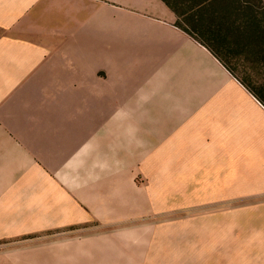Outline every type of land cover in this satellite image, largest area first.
<instances>
[{
  "label": "crops",
  "instance_id": "obj_1",
  "mask_svg": "<svg viewBox=\"0 0 264 264\" xmlns=\"http://www.w3.org/2000/svg\"><path fill=\"white\" fill-rule=\"evenodd\" d=\"M174 17L160 0H0V238L122 223L125 192L139 191L125 149L154 155L172 130L155 105L163 74L140 84L124 61L169 60L173 42L213 57Z\"/></svg>",
  "mask_w": 264,
  "mask_h": 264
},
{
  "label": "rangeland",
  "instance_id": "obj_2",
  "mask_svg": "<svg viewBox=\"0 0 264 264\" xmlns=\"http://www.w3.org/2000/svg\"><path fill=\"white\" fill-rule=\"evenodd\" d=\"M195 1L170 0L180 14ZM239 1L264 33V0ZM173 15V27L216 46L237 80L222 77L215 59L192 43L184 53L173 42L169 60L148 54L124 61L140 84L163 74L167 93L155 105H165V113L154 115L172 130L154 155H142L148 142H140L139 157L125 149V182L139 191L125 192L122 223L74 236L0 238V264H264V117L253 112L255 98L241 84L264 91V34L251 35L246 14L222 19L217 5L201 12L205 35Z\"/></svg>",
  "mask_w": 264,
  "mask_h": 264
},
{
  "label": "trees",
  "instance_id": "obj_3",
  "mask_svg": "<svg viewBox=\"0 0 264 264\" xmlns=\"http://www.w3.org/2000/svg\"><path fill=\"white\" fill-rule=\"evenodd\" d=\"M165 4V6L174 13L177 17H182V19L185 18V21L187 22V25H191V29L195 32H198L201 35H205L208 32L209 27L204 23L201 12L203 10H206L208 7H212L213 5L218 6V12L222 19H227L231 16L239 15L242 13V15L246 14L247 17V25L251 32V35L257 36L261 34H264L260 29V23L258 22L255 13L252 11V8H242V5L240 1H236V4L234 3H227L226 6L220 3L221 0H196L193 4V8L191 11H186L180 14L179 11H177V7L172 5L170 0H160ZM183 3L182 1L179 2V4ZM177 5V4H176ZM179 6V5H178ZM192 11L194 14H191ZM189 14V15H188ZM187 35H189L191 38H193L187 31L183 30ZM194 39V38H193ZM204 39V38H203ZM216 41V39L212 38ZM195 40V39H194ZM212 40V41H213ZM196 41V40H195ZM200 45H202L204 48H206L214 58H216L226 69L227 71L232 75V73L229 71V69L226 67V64H224L220 57L218 56V53L216 51V46L207 44L205 41L198 42ZM233 76V75H232ZM234 77V76H233ZM235 78V77H234ZM236 79V78H235ZM237 80V79H236ZM240 82V81H239ZM261 104L264 105V91L263 92H257L254 90H251L249 87L245 86L243 83H241Z\"/></svg>",
  "mask_w": 264,
  "mask_h": 264
}]
</instances>
